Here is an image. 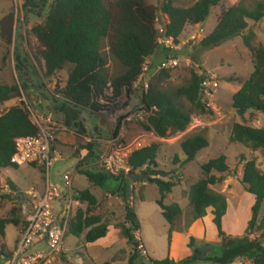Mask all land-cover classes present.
<instances>
[{
  "label": "trees",
  "instance_id": "16d2710c",
  "mask_svg": "<svg viewBox=\"0 0 264 264\" xmlns=\"http://www.w3.org/2000/svg\"><path fill=\"white\" fill-rule=\"evenodd\" d=\"M145 1L25 0L22 8L26 14L46 12L44 21L31 30L37 44L32 56L42 65L45 79L55 78L68 69L62 89L55 97L50 94L45 97L50 104L48 110L62 113L63 126L73 127L79 135H85L87 131L80 117L86 113L98 121L96 113L99 112V107L95 101L97 96L104 95L109 90L114 97L124 90L129 94L135 92L132 86L141 73L143 63L158 48L155 30L158 17L164 19L162 37L178 44L187 27L203 25L211 11L224 0H195L187 8L175 6V0H155V5H147ZM261 20H264V0H254L251 5L239 0L236 5L220 13L214 30L199 42V47L205 51L239 37L250 52L253 72L232 96V108L242 120L250 112L264 114V46L254 45L255 33L248 26V22L258 23ZM104 40L110 56L121 68V72L115 77L108 75L107 61L101 53ZM165 52L167 58L169 53ZM13 60L16 71L24 77L25 72H29V67L25 65L27 59L17 49ZM159 75L140 97L145 117L137 124L142 133L164 140L184 133L189 128L193 115H206L210 111L201 98L205 73L199 75L190 71L188 80L169 89H162L159 84L161 76H166V71ZM20 87H28L22 77L19 85L0 84V105L16 98ZM36 135V127L21 107H10L1 115L0 172L18 168L10 163L15 152V140ZM230 141L252 152L264 150V129L236 123L232 126ZM208 145V139L202 131L182 140L180 147L185 156L182 166L195 161L199 152ZM80 150H86L87 156L78 161L75 169L86 178L89 187L107 190L112 189L108 187L109 183H118L115 192L121 195L125 204L124 223L114 227L120 230L132 247L133 253L128 264H133L138 258V242L133 233L140 230L135 211L128 205L127 193L130 192L132 183H146L157 188V205L169 226L170 243L175 224L183 211L177 204L166 205L165 201L180 183L175 180L174 171L166 173L156 170L158 144L143 147L131 154L128 160L132 169L129 178L112 177L99 167L89 166L98 158L94 143L78 144L74 155L77 159ZM41 171L43 172L42 169ZM201 172L202 178L186 192L192 216L189 224L204 218L211 210L219 245L201 258L196 240L191 237L188 243L189 255L183 260H149L148 264H233L239 259L251 264H264V217L260 216L264 205V172L257 167L255 160H243L241 183L245 191L254 197V204L250 220L240 237L229 236L224 232L222 219L227 212V200L222 193L213 190V187L221 186L227 177L236 176L230 170L226 156L220 155L201 165ZM135 176L144 177L134 180ZM7 184L15 196H6L10 209L0 217V254L10 257L5 252V230L7 226L24 228L26 222L21 215L20 205L26 198L11 182ZM72 201L85 208H78L70 218L68 235L82 238L85 245L106 237L111 223L93 214L97 200L89 190L74 192Z\"/></svg>",
  "mask_w": 264,
  "mask_h": 264
},
{
  "label": "rangeland",
  "instance_id": "374dc122",
  "mask_svg": "<svg viewBox=\"0 0 264 264\" xmlns=\"http://www.w3.org/2000/svg\"><path fill=\"white\" fill-rule=\"evenodd\" d=\"M145 2L147 5L156 4L155 0H146ZM238 2L239 0H224L220 6L211 11L210 17L203 25L187 27L180 37V49L175 55L180 61L179 66L173 70L166 71V76H161L160 87L162 89H169L177 87L188 80L190 71H194L199 75L205 73L207 85L202 88L201 98L210 112L201 116L193 115L188 128L190 130L189 133H185L187 132L185 131L164 140L157 139L152 134L142 133L137 123L143 121L145 116L140 118L135 116V109L140 104V97L142 95L140 91L129 94L124 90L117 97H114L111 91H107L101 97L97 96V102L102 98L105 103L104 106L97 104L99 107V112L96 113L98 123L104 127L102 135L97 134L98 139L110 140L117 137L128 144L143 139L145 147L158 144L159 151L156 158L158 167L156 170L166 173L175 172V180H179L180 184L173 189L165 204H177L182 209L183 215L175 224V231L171 235V240L178 233L183 237H187L189 228L194 223L189 224L192 216L186 192L192 184L202 178L201 165L220 155L226 156L227 164L230 170L236 173V176L231 177L233 180L228 185V188L223 186L226 185V182H224L225 184L223 183L221 186L213 187V190L219 192L225 189L224 196L230 208L229 220L234 219L237 223L244 215H247L246 211L249 203V199L246 196L248 193L241 183V177L238 176L239 171L242 172L243 160H255L257 167L264 172V150L252 152L230 141L231 129L236 123L264 129V114L250 112L242 120L232 108L233 94L241 88L242 82L246 81L253 72L250 52L239 37L205 51L199 47V42L188 43V38L191 35L200 33L201 39L208 36L214 30L216 19L220 13L236 5ZM242 2L246 5H251L254 0H242ZM194 3L195 0H175V6L182 8L190 7ZM45 17L46 12H40L38 15L26 14L22 7H15L11 0H0V84L19 85L22 77L28 86L27 88L20 87L19 95L16 98L1 104L0 114L6 112L10 107L19 106L28 116L30 115L29 111L39 116L50 115L48 112L50 104L45 97L49 94L55 97L57 92L64 86L68 69L59 73L55 78L45 79L42 65L32 56L37 44L31 35V30L36 25L41 24ZM162 22H164V19L158 17L155 25L156 41L161 36L159 31L162 29ZM248 26L255 33L254 45L256 47L264 46V20L258 23L248 22ZM17 49L27 59L25 65L29 67V72H25L24 77L15 69L13 59ZM101 53L107 61L108 75L110 77L117 76L121 72V68L110 56L105 40L101 44ZM165 53L162 46L158 45L154 55L148 58V86L155 78L160 77V72H156L155 67L164 60ZM105 111L118 113L115 122L111 123L103 115L102 112ZM52 118L56 124L67 128L63 126V122L58 117L52 116ZM201 131L204 132L208 139V147L199 152L195 161L182 166L185 156L180 147L181 141ZM114 133L115 135H113ZM63 135L67 137L68 132L59 130L56 133L53 148L60 152H66V154H63L61 160L57 161L51 168L50 179L52 182L57 177H61L64 171L72 164V160L67 158V154L69 153L71 157H74L76 153L72 150L73 142L69 139L67 146L62 149L58 147L60 144L59 139ZM36 168L34 165H20L17 169L1 171V175L3 179H10L22 191H26L30 188L31 184L39 183L44 178V173L41 169ZM152 169L155 170V168ZM68 171L73 173L74 184L77 190H89L90 194L96 198L97 204L93 210L94 215H99L103 220H107L115 225L121 224L124 221L125 204L121 195L115 192L118 183H109L108 187L112 189L107 190L97 187L87 188L89 185L83 175L74 173L72 169H68ZM6 182L5 180L2 186H0V217L4 216L5 203L7 202V195L4 192L8 186ZM127 195L128 205L134 209L140 225V230L138 231L140 244L147 254L146 258V256H142L138 252V258L134 260L133 264H148L149 260L163 261L169 257L177 259L182 248L180 246L181 242L177 243L174 247L170 246L168 239L169 226L162 217L160 208L157 205L159 199L157 188L149 184L142 186L141 183H132L130 192ZM260 216L264 217V205H262ZM206 217L204 220V239L206 241L200 242L196 239L198 247L203 245H219L217 231L210 218V211ZM16 233L15 227H8L9 238L13 240ZM253 237L254 235L251 236V238ZM123 245L124 243L121 242L115 245L110 252L105 253L99 252L98 248H88L85 251L83 239H77L68 235L62 247L63 251L71 256L72 262L75 264H104L110 262L113 252H117ZM86 253L90 257V260L84 258L83 255ZM242 263L251 264L243 259Z\"/></svg>",
  "mask_w": 264,
  "mask_h": 264
},
{
  "label": "built area",
  "instance_id": "2783aa9c",
  "mask_svg": "<svg viewBox=\"0 0 264 264\" xmlns=\"http://www.w3.org/2000/svg\"><path fill=\"white\" fill-rule=\"evenodd\" d=\"M15 7H22L25 0H11ZM160 38L157 41L166 51L168 57L156 67V72L168 71L177 68L180 64L175 56L180 49V44H175L172 39L162 37L163 29H160ZM203 39V38H202ZM201 34L189 36L188 43L200 42ZM148 59L142 65L141 73L132 86L135 92L145 93L148 89ZM204 82L202 85L206 86ZM216 86V84H214ZM111 91V90H109ZM206 95H208L206 93ZM100 97L102 95H99ZM97 100V98H96ZM95 100V101H96ZM99 106H104L102 98ZM135 116H145V112L139 104ZM30 121L37 129L34 137H21L15 140V152L10 163L16 166L34 165L43 170L45 185L42 191L30 190L24 193L26 201L20 205V212L26 224L16 243L15 249L9 257V264H57L62 253V244L67 233L68 223L71 218V208L66 206L59 216L54 215V205L61 197L60 188L50 182V170L53 165L61 160V155L53 148L56 133L65 128L56 124L51 115L39 116L30 112ZM109 121L115 122L117 112H102ZM2 114H0L1 117ZM141 120V119H140ZM144 146V140L139 139L132 143H125L119 138H111L108 146L98 155L97 165L112 177L129 178L131 167L128 163L131 154ZM62 189L71 192L72 180L69 174H63L59 179ZM138 242L137 250L142 256H146L145 249L140 244L138 231L133 233ZM235 264H243L241 260Z\"/></svg>",
  "mask_w": 264,
  "mask_h": 264
},
{
  "label": "crops",
  "instance_id": "0c3cea01",
  "mask_svg": "<svg viewBox=\"0 0 264 264\" xmlns=\"http://www.w3.org/2000/svg\"><path fill=\"white\" fill-rule=\"evenodd\" d=\"M48 112L50 113V115H52L54 117L55 116L58 117L61 121L63 120L62 119L63 115H62L61 112H57L55 110H48ZM80 119H81V121H82V123L84 125V128L87 131V133L85 135H79L77 133V130L74 129L73 127L65 128L63 131L68 132V135H67V137H65L64 135L60 137V139H59L60 140V144H59L58 147H60L61 149L64 148L65 146L68 145V141L71 140L73 142L72 150L76 152L78 150V144L85 145L87 143H91L92 142L95 145L96 153H97V156H98L99 154H101L104 151V149L108 146V144L110 142V140H103V139L100 140L97 137V134H101L104 131V127L100 123H98V121L95 119L94 116H91L89 114L84 113L80 117ZM186 131L187 132H185V133H189L190 132L189 129H187ZM156 141H157V139H156ZM55 151H57L61 155V157H62L63 154H66V152H60L57 149ZM67 155H68L67 158L72 160V164L68 167V169L69 170L72 169L74 173H78V171L75 169V167H76V165L78 163L77 158L71 157L69 155V153ZM78 155H79V160H81V159H83L84 157L87 156V151L86 150H80ZM96 160L97 159H95L93 162H91L89 164V166L97 167L98 165H97V161ZM36 169H38V168H36ZM68 169L66 171H64V174H69L70 177H71V180H72V191L71 192H68V191L62 189V187L60 185V182H59L60 176L57 177V179L54 182H52V180L50 179V182L52 184L57 185L60 188V191H61V197L57 201V203L54 205V215L55 216H59L60 213H61V210L64 207H66L67 205L70 206V208H71V217L75 214V211L78 208H80V207L83 208L84 207V206H79V204H77L76 202L72 201V194L74 192H81L83 190L80 191V190H77L75 188L73 173L69 172ZM238 176L241 177V171H239ZM227 178L228 179L227 180L225 179V181H224V182H226V185H223L225 188L226 187L228 188L229 187L228 185L233 180L231 177L230 178L227 177ZM5 180L7 182H11L19 190V192H21L23 194L26 193L27 191L32 190V189L38 190V191H42L43 188H44V185H45L44 178H42L39 183H33V184H31V186H30V188L28 190L22 191L10 179H3L2 175H1V172H0V186H2V183ZM141 185L145 186L146 183H141ZM87 188H89V186ZM4 192H6L5 193L6 195L15 196V193L11 192L9 186H7V188H5ZM217 193H222L224 195L225 189H222L221 191H219ZM246 196L249 199V203H248L247 211H246L247 215H244V217L242 219H240V221L238 223L234 219L229 220L230 208H229V205H228V202H227V212H226V215L222 219V228H223L224 232L227 235H229V236H242L241 234H244V231H245V229L247 227V223L250 220L251 207L254 204V197L252 195H250V194H248V195L246 194ZM5 204L6 205H5L4 214L7 213L9 211V209H10V202L8 201V199H7V202ZM209 211H210V215H211V210H209ZM249 211H250V213H249ZM206 218L207 217L205 216L204 218H202L200 220H197L193 224H191V227L189 228V232H188L187 237H183L179 233L175 234L173 236V238H172V240L170 242V246L174 247V246H176L177 243L181 242L180 246L182 248H181L180 254H179L177 259H171L170 257H169V259L174 260V261H180V260H183L184 258H186L189 255L188 243H189V239L191 237L194 238L195 240L198 239L200 242L206 241L204 239V231H205L204 220ZM210 218H211V221H212V216ZM122 223H124V221ZM114 225L115 224H111L109 226L108 233H107L106 237L96 241L93 244L85 245L84 249L86 251L88 248H98L99 252L105 253V252H110L115 245L120 244L121 242H123L124 245L122 246V248H119V250L117 252L114 251L115 254L113 252V256L111 257L110 263L111 264H128L130 256L133 253L132 247L127 243L126 239L123 238V236L120 233V230L116 229L114 227ZM8 227L9 226H7V228L5 230L4 244H5V252L7 254L11 255L12 252L14 251V249H15L16 243H17V241H18L23 229L16 228L17 233H16L15 238L12 240L11 238H9V235H8ZM67 236H68V228H67V233H66V235L64 237L63 242L65 241ZM217 241H218V239H217ZM74 254H76V253H74ZM83 256H84V258H86V260H90V257L87 255V253L85 255H83ZM146 258H147V254H146ZM65 262H67V264H75L74 262H72L71 256L67 255L63 251V247H62V253L60 255V259L57 262V264H64ZM0 264H9V257L0 254Z\"/></svg>",
  "mask_w": 264,
  "mask_h": 264
},
{
  "label": "water",
  "instance_id": "95a60500",
  "mask_svg": "<svg viewBox=\"0 0 264 264\" xmlns=\"http://www.w3.org/2000/svg\"><path fill=\"white\" fill-rule=\"evenodd\" d=\"M143 177L144 176H141V177L135 176V177H133V179L137 180V179H142ZM213 248H214V246H212V245H203V246L199 247L197 249V251L200 253V257L203 258L206 255V253L213 250ZM240 260L242 261V259H240Z\"/></svg>",
  "mask_w": 264,
  "mask_h": 264
},
{
  "label": "flooded vegetation",
  "instance_id": "af4514ba",
  "mask_svg": "<svg viewBox=\"0 0 264 264\" xmlns=\"http://www.w3.org/2000/svg\"><path fill=\"white\" fill-rule=\"evenodd\" d=\"M24 80V79H23Z\"/></svg>",
  "mask_w": 264,
  "mask_h": 264
}]
</instances>
